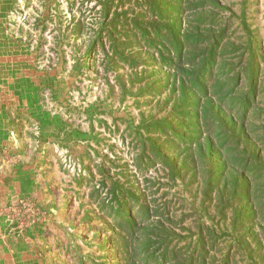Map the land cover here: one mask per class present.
<instances>
[{
	"label": "rangeland",
	"instance_id": "rangeland-1",
	"mask_svg": "<svg viewBox=\"0 0 264 264\" xmlns=\"http://www.w3.org/2000/svg\"><path fill=\"white\" fill-rule=\"evenodd\" d=\"M0 56L58 171L11 210L44 264H264V0H13Z\"/></svg>",
	"mask_w": 264,
	"mask_h": 264
},
{
	"label": "crops",
	"instance_id": "crops-1",
	"mask_svg": "<svg viewBox=\"0 0 264 264\" xmlns=\"http://www.w3.org/2000/svg\"><path fill=\"white\" fill-rule=\"evenodd\" d=\"M12 2L0 0V9H6ZM16 77H20L16 71L0 69V264H44L41 255L45 253L47 233L42 225L48 217L35 218L24 232H19L11 210L27 196H32L39 206L44 207L48 177L52 178L58 171L53 168L46 174L44 164L41 168L47 146L40 143L51 140L48 137L40 141L34 139L29 127L32 110L37 106L28 102L17 103L14 96L27 94L29 89L16 83ZM61 220L54 216L48 222L58 224ZM59 240L57 233L54 244Z\"/></svg>",
	"mask_w": 264,
	"mask_h": 264
},
{
	"label": "trees",
	"instance_id": "trees-1",
	"mask_svg": "<svg viewBox=\"0 0 264 264\" xmlns=\"http://www.w3.org/2000/svg\"><path fill=\"white\" fill-rule=\"evenodd\" d=\"M176 39H177V38H176ZM183 47H184L183 42H180V40H179V41H178L177 52H178V55H179L180 58H181V55H182V51H183V49H184ZM202 64H203V65L201 66L202 72L199 73L198 78H199L200 76H201L202 78H204L206 73L209 74V75H210V74L212 75L211 71H208L207 69L210 68V66H213V65L215 64V60L212 58V59H210V60L207 61V62H206V61L203 62ZM202 84H203V82H202ZM203 85H204L203 87L200 85L199 93L201 92V93H203V94H206V93H207L206 85H205V84H203ZM184 94H185V93H184ZM122 214H125V215L128 217L129 221L132 220V216L130 215V214H131L130 211H126V212H124V213H122Z\"/></svg>",
	"mask_w": 264,
	"mask_h": 264
}]
</instances>
